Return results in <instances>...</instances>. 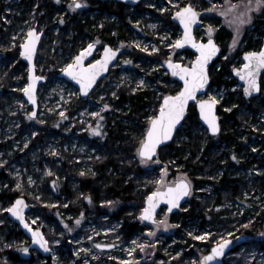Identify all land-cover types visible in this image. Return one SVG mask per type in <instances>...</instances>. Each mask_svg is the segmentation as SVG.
I'll return each instance as SVG.
<instances>
[{"label":"rangeland","instance_id":"rangeland-1","mask_svg":"<svg viewBox=\"0 0 264 264\" xmlns=\"http://www.w3.org/2000/svg\"><path fill=\"white\" fill-rule=\"evenodd\" d=\"M52 3L55 5L49 10ZM140 3L143 4L139 9L131 7L127 23L120 22L124 34L120 35L115 29L111 32L110 43L115 47H124L125 53L92 93L83 98L79 88L58 77L57 73L89 43L98 40L101 44L100 28L108 20L117 22V17H101L97 15L99 12L91 10L90 19L94 22L92 28L95 30L92 31L93 35L80 33L74 38L71 33H63L65 14L86 15L88 12L83 8H90L88 0L76 9L71 7L73 0L0 1V161H4L0 163V209H3L0 210V247H3L0 250H11L20 257L14 261L3 258L2 264H46L49 259L50 264H198L203 255L221 242V237L237 240L244 236L250 240L253 235L246 233V229L253 226L256 220L261 224V230L255 236L258 242L249 246L246 241L241 242L235 251L225 257V264H264V160L261 163L251 161V153L256 152L257 148L260 149L259 154L264 155V142L260 144L262 147L257 148L254 144L246 143L248 147H243L238 153L226 144L220 145L215 158L222 155L225 159H233L235 155L234 160H241L244 165L229 169V177L238 179L233 182L238 185L235 197L226 198L216 205L213 204L216 196L213 195V185L204 184L197 189L190 171L184 169V164L178 160L164 162L156 158L143 162L137 149L144 139L141 135L146 128L142 122L135 125L130 123V101L121 102L120 97L124 89L126 96L139 90H151L153 100L146 108L144 117L150 120L157 115L162 98L167 95L166 90L176 88L177 81L164 68L165 62L172 59L191 65L195 59L194 53L188 55L175 47V41L181 38L182 31L172 16L180 8L191 3L198 10L203 23L196 30L197 39L206 41L215 37L221 47L226 48L222 60L233 58L230 68H236L243 65L242 57L248 52L245 48L251 38L256 46L259 45L252 51L260 50L263 45L261 32L264 29L256 27L255 19L262 14L264 7L253 8L248 22L238 24L236 19L245 13L249 0H210L207 1L208 6H203L201 0H142ZM59 5L62 6L60 9ZM209 25L213 28L211 35ZM31 28L44 32L36 65L38 73L45 75L47 81L38 91V114L29 119L28 114L33 111V106L24 98L22 91L27 86L28 66L21 59L20 52ZM218 36L222 40H218ZM260 37L262 41L259 44ZM103 46L96 57L101 54ZM128 60L131 63H125ZM166 74L171 76V80L165 77ZM140 80H144L147 86L139 85ZM241 93L243 95V85L237 80L233 87L226 84L215 86L206 97L215 96L218 104H221L229 100L237 102ZM257 100L260 101L258 97ZM106 104L109 107L105 108ZM224 108L228 111L232 107ZM259 114L257 121L242 123L239 128L241 136H244L242 138L249 134L250 129L264 132V112ZM97 125L101 126L100 133L93 134L92 128ZM180 130L178 143L188 139L187 126ZM205 131L209 133L202 123L193 127L194 134ZM124 133L143 137L135 149L130 144L125 145L130 150L134 149V155H125L124 161H133L144 170L140 175L132 172L126 176V180L134 177L136 196L146 190L155 191L159 186L157 181L162 176L168 184H173L186 173L192 185L187 203L177 212L170 213L164 206L157 216L158 220H163L167 215L172 227L165 229L161 226L156 230L155 224L150 223L141 234L128 239L120 231L124 216L126 214L132 220L146 224L140 216L143 207L137 214L131 209L137 203L135 199L127 202L121 198L98 197L96 201L78 185L80 175L96 173L97 161H103L107 156L115 157L116 153L121 152L118 148ZM131 139L132 144L136 137ZM165 167L167 173L163 171ZM112 170L111 167L110 172ZM218 174L221 176L223 172L219 170ZM66 183L68 188H65ZM11 191L19 192L18 197L27 196L32 207L27 212V218L31 226L45 231L51 256L43 257L37 250H31L28 256L22 254L31 239L8 217L7 209L15 201L8 198L7 194ZM192 198L203 201L205 220L198 217L196 211L193 218L188 217L184 223L183 213L189 211ZM210 212L221 213L213 219ZM115 213L117 215L114 217ZM149 228L156 231V236L149 235ZM204 233L211 235L206 240H199L202 244L191 242L194 250L183 258V245L188 242L186 238L190 236L196 239V236ZM228 233L232 234L231 237ZM205 242H212V246ZM98 244H115V248L104 250L98 248ZM141 244L146 246L141 248ZM189 248L191 246L187 250Z\"/></svg>","mask_w":264,"mask_h":264},{"label":"trees","instance_id":"trees-1","mask_svg":"<svg viewBox=\"0 0 264 264\" xmlns=\"http://www.w3.org/2000/svg\"><path fill=\"white\" fill-rule=\"evenodd\" d=\"M0 1L2 2L3 0ZM201 1L203 3V6H208L209 3H207L206 0ZM213 1L223 2L225 0ZM88 4L90 5V8L88 6L85 7V9L83 8V10H86V12H88L86 15L84 13H75L71 16L65 14V21L62 23L63 33H71L74 38H76V35L80 33L84 35H93L92 31H95L92 28L94 22L90 19V12H92L91 10H93L95 12H99L97 13V15H100L101 17H105L106 15H115L118 19L117 22H114V20L109 21V17L105 25L100 28V34L102 38V43L100 44V46H103L106 43H110L112 39L111 32L114 29L118 30L120 35L124 34L120 22L121 24L127 23V16L131 9V6H129L125 2L116 0H88ZM142 4L143 3H139L135 8L139 9ZM40 5L42 6V3ZM40 5L38 6V8L40 7ZM54 5L55 4L52 3L49 10L53 9ZM58 7V9H60L62 6L59 5ZM255 25L257 28L264 29V9L262 14L255 19ZM262 31L263 32H261V35L264 39V30ZM226 33L228 32H225V34ZM220 34L222 33L220 32ZM262 37H260L258 40L259 44L262 41ZM217 38L218 40H222L221 36H218ZM257 47H259V45L256 46L253 43V39L251 38L246 45L245 50L252 51L253 49H257ZM221 48L222 51L220 57L210 66L211 84L209 90L217 85L221 86L223 84H226L228 87H233L237 83V80L233 75L234 68H230V64L233 58L222 60L221 56L226 51V48L224 46ZM185 53H187L188 55H193V52L190 50H186ZM220 67L221 69H218ZM58 71L59 70H55V72ZM165 77L171 80V76L169 74H166ZM180 88L181 84L179 82H176V88L171 91L166 90V92L167 94L176 93L180 90ZM120 97L121 102H124L127 99L130 101V123H133L135 125V123L139 124V122H142L146 128L145 132H143V134L141 135L144 137L150 123V120L144 119V117L146 115V108L150 106L151 101L153 100L151 90H139L131 94L130 96H126V89H124L121 92ZM258 98L260 99V101L257 100V97L247 100L241 93L237 102H232L233 100H229L227 102L218 104V111L221 115V131L218 135L215 136L210 135L206 131L202 134L193 133V127L195 125H199L201 121L196 107L192 105L189 108L187 118L182 125V127L187 126L188 139L184 140L181 143H178L177 136L181 132L180 128L175 139L159 150L157 158H160L164 162H167L168 160H178V162L183 163L184 169L190 171V175L192 176L197 189L202 188L204 184H212L214 191L213 195H216L213 204L219 205L224 202L226 198L235 197V194L238 190V185L233 184V182H236L238 179L229 177V169L240 167V165L243 166L244 162L241 160H234L230 158L225 159L222 155H218L215 158L217 154L216 151L219 150V147L222 144H226L232 151L236 153L240 152L243 147H248V144L246 143L254 144L256 145V148L262 147L260 146V144L264 142V132H262L261 129H250L247 132L249 134L245 138H242L244 136H241L239 128L241 127L242 123H245L247 120H250L252 122L257 121V114H261L262 112H264V76L262 77V91ZM226 106H231V111H227L224 108ZM130 137H136V140L132 144L130 142L132 141V139L130 140ZM143 137H139L138 134L130 136V134L124 133L121 137V141L119 143L120 146L118 148L121 152L119 154L116 153L115 157L107 156L103 159V161H97L95 164V174L80 175L78 178L79 189H81L83 192H89V194H91L96 201H98V197L121 198L127 202H129V200L135 199L137 203L136 205H132L133 208L131 209L134 211V213L138 214V211L145 205V196H148L151 191L146 190L140 196H136L137 193H135L133 190L136 187L135 179L134 177H131L126 180V176L130 175L132 172H137L136 174L140 175V173H142L144 170L141 166L136 165L133 161L125 162L124 160L126 157L125 155H127V157L130 156V154L131 156L134 155V149L139 145ZM126 144H130L134 149L130 150L128 146H125ZM259 153L260 149L258 148L256 149V152L251 153V161L261 163L262 160H264V155H261ZM111 167L113 168V170L110 172ZM219 170L223 172L221 176H218ZM213 174L215 175L214 177ZM199 175H202V177H198ZM66 187L68 188L67 183L65 188ZM19 194L20 193L17 191H11L7 195L10 200H14L18 197ZM25 197L27 198V196ZM191 204L192 205L189 208V211L186 210V212L183 213V222H186L185 219H189L190 217L193 218V215L196 211H198L197 216H201L202 219L205 220V206H203V201L192 198ZM122 208L120 210V213H122ZM212 212L210 213L213 215V219L218 217L219 213H221ZM116 215L117 213L114 214V217ZM259 217L262 218V216ZM124 218L125 221L123 222L120 231L127 237V239L134 237L137 234H141L142 230L147 226V224H140L139 221L132 220L126 214ZM259 230H261V224L258 222V220L254 222L253 226L247 227L246 233H250L253 235L250 236L252 237L250 238V240L246 241L248 246L252 243L255 244L258 242V240H255V236L260 232ZM19 233L21 232L19 231ZM186 239L188 240V242L183 245V249L185 251V253H183L182 255L183 258L185 257V255L190 254L191 250H194L191 242L195 244L203 243L202 241L196 240L190 236ZM205 243L209 246H212V242ZM190 246L191 248L187 250V248ZM2 248L3 247H0V249ZM3 258H8V260L11 259L12 261H14L15 259H20L17 253H13L11 250L7 249L0 250V264H2ZM46 264H50V259L46 262Z\"/></svg>","mask_w":264,"mask_h":264},{"label":"snow or ice","instance_id":"snow-or-ice-1","mask_svg":"<svg viewBox=\"0 0 264 264\" xmlns=\"http://www.w3.org/2000/svg\"><path fill=\"white\" fill-rule=\"evenodd\" d=\"M86 3V0H73L72 8H81L83 4ZM235 7V6H233ZM264 7V0H249L248 7L245 13L236 19V23L243 24L248 22L250 19V12L253 8L260 9ZM166 10V9H162ZM175 16L179 18L180 22L183 24L184 32L180 39L175 41V47L182 48L186 44H191L194 48L199 50V55L193 61L192 66L189 67L181 62L173 61L168 59L166 64L172 70V74L179 76L183 80V87L177 91L174 95L169 94L165 95L162 98V103L159 107L157 115H153L150 118V123L147 128L144 139L142 140L140 147L137 149L139 156L142 158L144 163H147L154 156H158V149L160 146L172 139L173 134L177 130V125L185 117V113L188 110V105L190 101H196L197 93L200 90L205 89L208 85L209 75H208V62L212 59L213 56L219 51L218 45L211 38L205 43L203 40L197 41L194 33L193 26L199 20L200 13L192 6L191 3L180 8V10L175 12ZM155 27V26H153ZM209 34L213 32V28L209 25L208 28ZM41 34L37 32L35 28L29 29L28 35L25 38V43L23 44L22 55L27 57L29 60L34 61V57L37 50V45L39 44ZM96 43H99L97 40ZM236 44V41H233V45ZM95 43H89L88 46L81 50V52L74 57L71 63L67 64L63 69L65 73L71 76L73 79L79 82L81 85L82 91L87 94L89 90L96 83L98 76L102 72L108 70V65L115 59L119 49H113L110 45L104 48V53L101 59L94 60V62L85 64L84 61L86 57L92 54V51L95 49ZM139 47V44H137ZM172 47V45H169ZM147 51V48H145ZM158 51V49H157ZM247 57V63L243 65L242 69H236V71L241 75V78L246 81V93L252 95L254 92L261 91L262 83L260 80V72L264 71V50L259 52L251 51L245 54ZM125 63H131L130 60L125 61ZM36 65L33 62L32 65V76L31 82L27 84L26 87L22 89L31 101L35 104L36 97V85L37 82L43 77L37 76L35 74ZM139 85L147 86L144 80L139 81ZM115 95V93H113ZM219 103L215 96L210 97L209 99H200L198 101L200 114L203 116V119L207 122V125L210 127L212 133L220 132V123L219 116L216 113V105ZM105 108L109 105H104ZM231 111V109H228ZM29 119L36 117V111H32L28 114ZM63 116V113H61ZM92 115H99V113H93ZM103 119V117H101ZM101 126L97 125L92 128L93 134L100 133ZM233 159H236L235 155ZM4 163V161H0ZM50 171V170H49ZM167 173V168L163 169ZM55 183V182H54ZM159 185L157 189L151 192L147 197V206L143 209L141 216L145 220L152 221L156 230L162 226L167 229L172 227L168 223L167 215H165L163 220L156 219V210L161 201H167L168 212H171L173 208H178L180 201L184 197L188 196L192 192L191 181L187 178V174H183L182 177L173 184H168L165 178L162 176L158 181ZM19 188L20 185L17 184ZM91 200V197H88ZM107 203H112L108 201ZM27 202L23 197L18 198L15 203L7 209L13 215L18 217L24 222V225L31 229V224L25 219L24 209L27 208ZM3 210V209H0ZM2 223V221H0ZM80 221L77 220V224ZM71 231V229H69ZM111 231V229H109ZM149 235L154 237L156 236V231L151 228L148 229ZM32 234L35 237L36 243L43 246L46 250L48 249L49 241L44 236L43 232L39 229H32ZM192 235V233H189ZM210 233H204L202 235L196 236L198 240H206L209 238ZM231 233H228V236L231 237ZM222 242H217L215 247L211 250V253L203 256L202 264H209L210 261H215L218 257L224 255V250L232 243L231 239H224L221 237ZM59 243V241H56ZM157 243L159 241L157 240ZM146 245L141 244L140 247L144 248ZM100 248H111L114 247L112 244H100ZM135 249H133L134 251ZM25 252L28 251L27 248L24 249ZM125 264H130V262H125Z\"/></svg>","mask_w":264,"mask_h":264},{"label":"water","instance_id":"water-1","mask_svg":"<svg viewBox=\"0 0 264 264\" xmlns=\"http://www.w3.org/2000/svg\"><path fill=\"white\" fill-rule=\"evenodd\" d=\"M100 1H107V0H100ZM116 1L125 2L126 4H128V5L132 6V7H134V6H137L142 0H116ZM206 1H210V0H206ZM192 6H193V5H192ZM193 7H194V6H193ZM194 8H195V7H194ZM195 9H196V8H195ZM196 10H197V9H196ZM197 11H198V10H197ZM172 19H173L174 23H176V24L179 26V28H180L181 31H182V35H183V32H184L183 24L180 22L179 18H177V17L175 16V13H174L173 16H172ZM202 23H203V22H202V18H201V15H200L199 20H198V21L196 22V24L193 26V33H194L196 39H197V36H196V30H197V28H199V27L202 25ZM35 29L37 30L38 33L41 34V36H40L39 44L37 45V50H36V54H35V57H34V61H33V60H29L27 57H25V56L22 55V52H23V44L25 43V41H24L23 44L21 45L20 56H21V59H22V60L27 64V66H28V77H27V78H28V81H27V84H29V83L31 82V76H32V65H33V62H34L35 65H36V57H37L38 50H39V47H40V44H41V40H42V38H43V36H44V32H39L37 28H35ZM181 37H182V36H181ZM211 39H213V40L215 41L216 45H218V47H219V51H218V52L216 53V55L213 56L212 59L208 62V75H209L208 85H207V87H206L205 89H202V90H200V92L197 93V99H196V101H190V102H189L188 110H187V112L185 113V117H184V119L181 121V123H180L179 125H177V130H176V132L173 134L172 139L169 140V141L164 142V143L160 146V148L158 149V154H159V150H160L162 147L168 145L170 142H172V141L175 139V137H176V135H177L179 129L182 127V125H183L185 119L187 118L189 108H190L192 105H194V106L196 107L197 112H198V115H199V118H200V121H201V123L204 125V127L208 130L209 134L215 136V135H218V134L220 133V132H219V133H212V132H211L210 127L207 125V122L203 119V116L200 114V108H199V104H198V101H199L200 99H209L208 97H206V95H207V93H208V91H209L210 84H211L210 66H211V65H212V64H213V63H214V62L220 57V55H221V51H222L221 45L219 44V42L217 41V39H216L215 37H211ZM197 41L199 42V41H201V40H200V39H197ZM203 41H204V40H203ZM204 42L206 43L207 40L204 41ZM95 44H96V47H95V49L92 51V54H91L90 56L86 57V59H85V61H84L85 64H89V63L94 62V60H99V59H101L102 56H103V53H104V48L108 47L109 45H110L113 49H119V51H118V53H117L115 59H114L109 65H108V70H107L106 72H102V73L98 76V78H97V80H96V83L93 85V87L89 90V92H88L87 94H85V93L82 91V88H81V85L79 84V82L76 81L75 79H73L71 76H69V75H68L67 73H65L63 70H61V71L58 73V77L67 80L68 82H70L71 84H73L74 86H76L77 88H79L80 95H81L83 98L88 97V96L92 93V91H93V90L95 89V87L99 84V82H100L101 80H103V79L109 74L110 69H111V68H112V67L118 62V60H119V58L121 57V55L125 52V50H124L123 47H114V46L111 45V44H106V45L103 47L102 52H101V54L99 55V57L96 58V54H97V52H98V50H99V45H98L97 43H95ZM86 47H87V46H86ZM86 47H85V48H86ZM177 48H178V47H177ZM83 49H84V48H83ZM178 49H180L181 51H184V50H190V51H192V52L195 54V59H196V57L199 55V50H198L197 48H194L191 44H186V45H184L182 48H178ZM261 50H264V39H263V45H262L261 49H260V50H256V52H259V51H261ZM80 52H81V51H80ZM80 52H79V53H80ZM248 52H251V51H248ZM248 52H245V53L243 54V57H242V58H243V61H244L243 65H244L245 63H247V57H246L245 54L248 53ZM79 53H78V54H79ZM78 54H77V55H78ZM195 59H194V60H195ZM194 60H193V61H194ZM173 61L175 62V60H173ZM178 62H179V61H178ZM192 63H193V62H192ZM192 63H191V65H187V66L191 67V66H192ZM243 65H242L241 67H236V68L233 69V75H234V77L238 80V82H239L240 84L243 85V96H244V98L247 99V100H250V99L255 98V97H259L260 94H261L262 88H261V91H259V92H254L252 95H248V94L246 93V91H245V89H246V81L243 80V79L241 78V75L236 71V69H242V68H243ZM164 68L168 71V73H169V74H170V75H171V76H172L177 82H179V83L181 84V88H182V87H183V80H182L179 76H175V75L172 74V70H171V68L168 67V65L166 64V62H165V64H164ZM263 73H264V71H261L260 74H259V75H260L261 83H262V76H263ZM35 74H36L37 76H40V77H43V78H44V79L39 80V81L37 82V85H36V97H37L36 103L34 104L25 92H23V95H24V98L29 102V104H30L31 106H33V111H36V113L38 114V109H39L38 91H39L40 86H41L42 84H44V83L47 81V77H46L45 75H41V74L38 73L37 65H36V68H35ZM181 88H180V89H181ZM172 94L174 95L175 93H172ZM167 95H169V94H167ZM216 113H217V115H218L219 118H220V119H219V123H220V131H221V115L219 114V111H218V104L216 105ZM157 114H158V113H157ZM36 116H37V115H36ZM145 134H146V133H145ZM157 157H158V156H154L152 159H156ZM152 159H151V160H152ZM21 197H23V199L27 202V205H28V207L24 209L25 219L28 220V218H27V212L30 211L32 207H31V205H30L28 199H27L25 196H19V197H17V198L15 199V201H16L18 198H21ZM147 197H148V196H147ZM147 197H146V199H145V205H144L143 209L147 206ZM188 199H189V195L186 196V197H184V199L180 201V205H179V207H178V208H173L172 211H171L170 213H175V212H177V211H178V210H179L184 204L187 203ZM15 201L12 203V205L15 203ZM12 205H11V206H12ZM164 206H167V208L169 207V205L167 204V201H166V200H165V201H161L160 204H159V206L157 207V210H156V219H157V216H158V214L160 213L161 209H162ZM143 209H142V211H143ZM142 211H141V213H142ZM140 216H141V215H140ZM8 217H9L13 222H15L16 224H18V225L20 226V229L22 230V232H23L26 236H28V237L31 239V242H30V244L28 245V248H27L28 251H27V252H25V251L22 252L24 256H28L29 253H30V250H37V251H39L43 257H49V256H51L50 242H49V244H48V249H47V250H46L43 246H41L40 244L34 242V241H35V237H34L33 234H32V229H39L40 231H42L43 234H44V236H45L46 239L48 240V238H47V236H46V234H45V231H44L42 228H34L33 226H31V229H30V228L26 227V226L24 225V222H23L22 220H20L18 217H16L15 215H13V214H12L11 212H9V211H8ZM141 218H142V216H141ZM142 219H143V218H142ZM143 220H144V222H145L146 224L153 223L152 221H149V220H145V219H143ZM28 222H29V220H28ZM230 239L232 240V243L228 246V248H226V249L224 250V255L221 256V257H218L215 261H210L209 264H225V257L228 256L231 252L235 251L236 248L238 247V245H239L241 242H243V241H247V238L244 237V236L238 238L237 240H234L233 238H230ZM48 241H49V240H48ZM221 242H222V241H221ZM98 245H100V244H98ZM98 245H97V246H98ZM112 245H114V247H111V248H100V247H98V248H100V249H104V250H112V249L115 248V244H112ZM215 245H216V244H215ZM215 245L211 248V250L215 247ZM211 250H210L208 253H206L205 255H203V256H206V255L210 254V253H211ZM203 256L200 258V261H199L198 264H202Z\"/></svg>","mask_w":264,"mask_h":264},{"label":"flooded vegetation","instance_id":"flooded-vegetation-1","mask_svg":"<svg viewBox=\"0 0 264 264\" xmlns=\"http://www.w3.org/2000/svg\"><path fill=\"white\" fill-rule=\"evenodd\" d=\"M129 6H130V5H129ZM131 7H132V6H131ZM97 44L99 45V50H100V49H101L100 43H97ZM106 44H111V43H106ZM106 44H105V45H106ZM105 45H104V46H105ZM111 45H112V44H111ZM104 46H103V47H104ZM114 47H115V46H114ZM119 47H122V46H119ZM123 48H124V47H123ZM102 49H103V48H102ZM99 50H98V51H99ZM124 50H125V48H124ZM184 51H186V50H184ZM124 53H125V52H124ZM124 53H123V54H124ZM123 54H122V55H123ZM122 55H121V56H122ZM96 58H97V57H96ZM110 71H111V70H110ZM109 73H110V72H109ZM161 103H162V102H161ZM30 252H31V250H30ZM22 254H23V253H22Z\"/></svg>","mask_w":264,"mask_h":264}]
</instances>
